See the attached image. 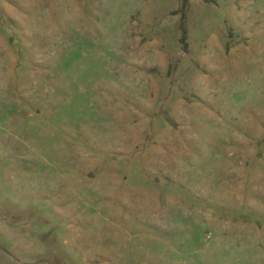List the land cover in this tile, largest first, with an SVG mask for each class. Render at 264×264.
Segmentation results:
<instances>
[{"label":"rangeland","instance_id":"374dc122","mask_svg":"<svg viewBox=\"0 0 264 264\" xmlns=\"http://www.w3.org/2000/svg\"><path fill=\"white\" fill-rule=\"evenodd\" d=\"M0 264H264V0H0Z\"/></svg>","mask_w":264,"mask_h":264},{"label":"trees","instance_id":"16d2710c","mask_svg":"<svg viewBox=\"0 0 264 264\" xmlns=\"http://www.w3.org/2000/svg\"><path fill=\"white\" fill-rule=\"evenodd\" d=\"M187 2V0H183V5Z\"/></svg>","mask_w":264,"mask_h":264},{"label":"water","instance_id":"95a60500","mask_svg":"<svg viewBox=\"0 0 264 264\" xmlns=\"http://www.w3.org/2000/svg\"><path fill=\"white\" fill-rule=\"evenodd\" d=\"M90 176H92V174H90Z\"/></svg>","mask_w":264,"mask_h":264}]
</instances>
